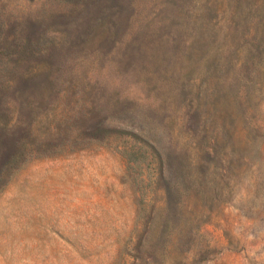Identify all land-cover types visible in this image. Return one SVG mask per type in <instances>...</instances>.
Wrapping results in <instances>:
<instances>
[{
	"label": "rangeland",
	"instance_id": "obj_1",
	"mask_svg": "<svg viewBox=\"0 0 264 264\" xmlns=\"http://www.w3.org/2000/svg\"><path fill=\"white\" fill-rule=\"evenodd\" d=\"M0 264H264V0H0Z\"/></svg>",
	"mask_w": 264,
	"mask_h": 264
},
{
	"label": "trees",
	"instance_id": "obj_2",
	"mask_svg": "<svg viewBox=\"0 0 264 264\" xmlns=\"http://www.w3.org/2000/svg\"><path fill=\"white\" fill-rule=\"evenodd\" d=\"M123 131H125V132H127V133H130V134H132V135H136V134H134V132H132V131H127V130H123ZM134 161H136V158H134Z\"/></svg>",
	"mask_w": 264,
	"mask_h": 264
}]
</instances>
